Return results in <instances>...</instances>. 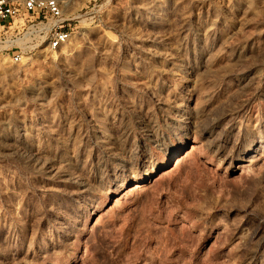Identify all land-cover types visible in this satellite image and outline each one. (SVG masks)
<instances>
[{
    "label": "rangeland",
    "instance_id": "1",
    "mask_svg": "<svg viewBox=\"0 0 264 264\" xmlns=\"http://www.w3.org/2000/svg\"><path fill=\"white\" fill-rule=\"evenodd\" d=\"M63 1L0 56V264H264V0Z\"/></svg>",
    "mask_w": 264,
    "mask_h": 264
},
{
    "label": "built area",
    "instance_id": "2",
    "mask_svg": "<svg viewBox=\"0 0 264 264\" xmlns=\"http://www.w3.org/2000/svg\"><path fill=\"white\" fill-rule=\"evenodd\" d=\"M66 8L63 0H0V56L16 65L40 52H60L76 20Z\"/></svg>",
    "mask_w": 264,
    "mask_h": 264
},
{
    "label": "bare ground",
    "instance_id": "3",
    "mask_svg": "<svg viewBox=\"0 0 264 264\" xmlns=\"http://www.w3.org/2000/svg\"><path fill=\"white\" fill-rule=\"evenodd\" d=\"M66 2V6L68 7L70 5V1H65ZM174 61V60H173ZM188 155V154H187ZM181 161V160H180ZM179 161V162H180ZM140 185V184H139ZM139 187V186H138ZM135 189V188H134Z\"/></svg>",
    "mask_w": 264,
    "mask_h": 264
}]
</instances>
